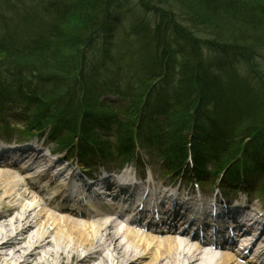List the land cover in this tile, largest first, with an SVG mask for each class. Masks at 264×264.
<instances>
[{
	"label": "trees",
	"instance_id": "1",
	"mask_svg": "<svg viewBox=\"0 0 264 264\" xmlns=\"http://www.w3.org/2000/svg\"><path fill=\"white\" fill-rule=\"evenodd\" d=\"M168 1L0 0V110L7 112L8 106L17 104L27 110L28 125L39 130L51 122L54 133L63 134L77 130L73 120L80 110L83 138L119 154L133 144L131 118L135 116V123L140 113H148L147 132L141 137L149 147L161 146L164 157L182 150L183 137L192 135L203 152V165L216 161L217 172L234 159L236 165L242 163L264 179V76L260 74L264 54L251 48L255 40H264V0H170L199 24L216 28L223 18L231 28L247 33L235 36L240 39L238 52L203 56V70L193 76L196 52L186 47L188 39L179 38L174 13L167 12L164 18L161 4ZM21 8L24 14H16V23L7 20ZM243 41L250 45H242ZM151 56L160 57L177 82L169 90L163 79L153 95L144 97L153 65L143 59ZM113 61L124 76L125 85L120 86L124 98L119 97L127 99L130 108L115 113L100 104V109L90 110L75 96L76 79L92 74L85 80L95 86L84 87L83 99L100 103L111 86L98 85L100 74L94 75ZM211 72L223 77L219 86L216 77L206 74ZM143 100L139 111L137 104ZM153 109L166 118L159 123L153 120Z\"/></svg>",
	"mask_w": 264,
	"mask_h": 264
},
{
	"label": "bare ground",
	"instance_id": "2",
	"mask_svg": "<svg viewBox=\"0 0 264 264\" xmlns=\"http://www.w3.org/2000/svg\"><path fill=\"white\" fill-rule=\"evenodd\" d=\"M216 24L217 27L215 28L214 25L211 26L209 24L208 26L207 23H202L201 25L205 27L203 29L199 25L190 26L187 22L178 26L179 38L182 41L188 39L186 47L188 48L190 45L191 50L196 52V61L193 60L194 64L192 63L193 65L191 66L192 76L203 70L202 66L206 63L203 60V56L211 57L210 52L214 53L216 51L229 55L228 53H236L241 49L240 42L235 37L237 34L233 35L237 30L228 26L222 19L218 20ZM244 34H247L246 31H239V36H243ZM241 43L245 46L250 45L248 41ZM143 61L155 66H151V79H149L150 83L143 90L144 97L153 95L155 91L154 87L163 79L169 90H174V86H170V84L177 81L173 72L160 57L151 56L149 59H143ZM234 61L237 62V60ZM97 74H100L97 80L98 85H109L111 86L109 90H113L119 95L125 93L120 88V86L125 85L121 67L114 61L110 63L108 69H103L94 76L97 77ZM145 74L144 77L147 79L149 72ZM206 74L212 78L216 77L217 86H219L218 84L222 80V76L220 77L215 72ZM91 75L87 73L81 74L76 79L79 86H77L75 96L79 102L94 111L100 109L99 100H90L89 103L88 99H83L84 87L95 86L93 83L85 80ZM106 89L108 90V88ZM193 90H196V86ZM140 103L141 105L137 104V110L142 111L144 100L143 102L140 101ZM168 106H172V104L168 103ZM165 108L166 111L170 109L169 107ZM77 113L78 117L73 120V123L75 128L77 127L76 129L79 130L81 129V125L83 126L84 121L80 110ZM100 113L102 116L103 113ZM95 115L100 116L97 113ZM193 119L196 120V118ZM183 138L186 142L182 152L190 157L202 160L204 158L202 155L203 152L197 142L193 141L190 136ZM33 152L32 150L29 151V153ZM39 154L40 158L37 159L41 160L43 164H46V155L40 152ZM45 158L46 160H44ZM262 158L264 159V157ZM39 167L40 165H36L34 169ZM53 167V165H49L45 168V171L48 172ZM223 168H227L234 174L240 175L245 174L249 169L247 166H243L242 163L236 165L234 159L229 160L223 165ZM56 175H59V173ZM49 184L51 185L52 183ZM23 185L24 183L18 178H15L12 173H0V249L15 248L10 258L11 264H84L87 260L93 259L97 260L96 264H201L206 261H209V264H228L232 261L227 256L231 255L228 252L225 253V256L221 257L220 261L213 262L207 259L200 261L197 258V250H187L181 247V245L174 241L175 238L173 236H167L164 238L165 240L158 242L156 239L157 236L155 235H148L147 237V235L113 231L112 225L105 223L104 220L88 224L71 223L66 219L69 218L67 214H63V218H59L48 212L38 202L39 200L35 199V196H32L33 198L30 196L33 201H24L28 195H25L22 191ZM37 185H33L32 187H36ZM44 185L43 188L48 189L47 183H44ZM53 186L60 185L59 183H54ZM15 192L18 194L17 196ZM32 192L34 193V191ZM14 197L19 199H17L18 201L16 203H6V201L9 202ZM21 197L24 198L21 202H29L30 204H22L20 202ZM14 211H17L15 216H11V221L7 220V216ZM77 220L84 221L82 219ZM34 228L35 230L33 232Z\"/></svg>",
	"mask_w": 264,
	"mask_h": 264
},
{
	"label": "rangeland",
	"instance_id": "3",
	"mask_svg": "<svg viewBox=\"0 0 264 264\" xmlns=\"http://www.w3.org/2000/svg\"><path fill=\"white\" fill-rule=\"evenodd\" d=\"M166 4H161V6H162V8H164L166 11L163 13V15H164V18L166 17L165 16V14H167V12H171V14L172 13H174V17H175V19H176V21H177V24L179 25V26H181V24H185V22H187L190 26H194V25H199L200 27H201V29H203V27L201 26V24H199V22L197 23V21L193 18V15H188V13L187 12H185L184 10H182V11H179V9L181 10L182 9V7L180 8V6L178 5V4H176L175 2H170V0L168 1V2H165ZM181 5V4H180ZM16 9V8H15ZM17 10V9H16ZM22 8L21 9H19L18 11H16L14 14L15 15H11L7 20L8 21H10V22H14V23H16V21L18 20V16L16 15V14H20V15H23L24 13L22 12ZM161 12H163V10L161 11ZM160 13V12H159ZM149 16H150V18L154 21V22H157V19L155 18L156 16L154 15V14H152V13H150L149 14ZM222 20H224L223 18H222ZM200 22H202V21H200ZM155 24V23H154ZM237 33H239L238 31H235V33H233V35H235V34H237ZM259 37H261V35L259 36ZM258 37V38H259ZM238 39V38H237ZM261 39H262V37L257 41V40H255L254 41V45H252V47L251 48H254V50H258V52H260L261 54H264V46H263V42H264V40L262 39V41H261ZM238 40H240V39H238ZM250 73V72H249ZM251 74V73H250ZM254 75H255V73H253ZM260 74L262 75V77L264 76V67H263V70L262 71H260ZM264 78V77H263ZM11 120H13V122L12 123H9ZM17 119H16V117H15V114H13V112H11L10 114H8V117H7V119L4 121V123L3 124H7L8 126H9V128H10V131L12 132V133H14V132H17V131H20L19 129L17 130V131H15V130H13L12 129V127H15L16 129H17V126H18V128H20L21 127V123L19 122V123H17L18 125H16V122L18 121H16ZM9 121V122H8ZM16 121V122H15ZM44 135L46 136H44V137H35V138H33L32 140H36V139H38V141H39V145H40V143H42V145H44L45 144V146H46V148L49 150V151H51L52 153H54V151H52V149H56V146L53 144V139L51 138V134H49L47 131L46 132H44ZM8 138H13L12 136L11 137H8ZM15 140H19L17 137H15ZM64 156L65 155H63V154H59L58 155V157L59 158H64ZM96 161H93V162H90L88 165V167H91L92 166V168H93V166H96L95 163ZM63 165H64V163H63ZM108 167H113L112 166V164L111 163H108ZM162 168H161V166L159 165V164H157V163H154V164H152L151 163V165H150V170L151 171H153V173L155 174V175H160L161 174V170ZM161 177L163 176V174H161L160 175ZM159 176V177H160ZM186 185V184H185ZM188 186V185H187ZM27 189H28V187L27 186H24V187H22V191L24 192V193H26V195H28L27 196V198L26 199H24V198H22L21 197V199H20V202H21V200L22 199H24V201H33L32 199H31V197H30V194H29V192L27 191ZM250 189V188H249ZM249 191H251L252 192V194H253V196L254 197H256V203L257 204H259V205H262L263 204V202H264V194L261 192V189H258L257 187L256 188H253V189H250ZM15 195L17 196L18 194H17V192H15ZM18 198L17 197H14L13 199H11V200H9V202H7L6 201V203H16V201H18L17 200ZM22 204H24V205H29L30 203L29 202H21ZM16 212L17 211H14V212H12L9 216H7L8 218H6L7 220H10L11 221V216H15V214H16ZM34 230H35V228L33 229V232H34ZM13 249L15 250V248H12L11 247V249H0V264H11L10 263V258L12 257L11 255H12V251H13ZM21 251V250H20ZM4 253H6L5 255H4ZM21 254H22V251L20 252ZM17 255H19V254H17ZM148 257V256H147ZM149 258V257H148ZM93 263H95V261H92ZM52 263H54V261H52ZM46 264H50V263H46Z\"/></svg>",
	"mask_w": 264,
	"mask_h": 264
}]
</instances>
